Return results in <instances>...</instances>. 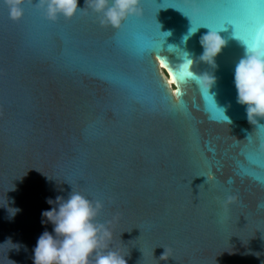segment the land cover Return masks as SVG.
Wrapping results in <instances>:
<instances>
[{
	"label": "water",
	"instance_id": "water-1",
	"mask_svg": "<svg viewBox=\"0 0 264 264\" xmlns=\"http://www.w3.org/2000/svg\"><path fill=\"white\" fill-rule=\"evenodd\" d=\"M37 2L14 21L0 0V264H33L72 190L103 204L127 264H264V118L234 84L246 46L264 52V0H140L119 29L85 0L55 21ZM224 19L209 65L200 40Z\"/></svg>",
	"mask_w": 264,
	"mask_h": 264
},
{
	"label": "clouds",
	"instance_id": "clouds-1",
	"mask_svg": "<svg viewBox=\"0 0 264 264\" xmlns=\"http://www.w3.org/2000/svg\"><path fill=\"white\" fill-rule=\"evenodd\" d=\"M25 2L3 0L12 20L18 21L23 17ZM139 3L140 0H85L87 8L99 16L101 26L115 29H119L129 16L139 14ZM35 4L51 21L60 16L71 19L78 11L85 10V7L78 6L79 0H38ZM219 32L209 29L201 37L203 53L200 61L216 66L215 58L227 44ZM187 64L191 66L193 60L189 58ZM188 75H193V72L189 71ZM199 80L205 90H211L216 84V77L206 73L199 75ZM234 84L237 103L246 106L249 123H254L258 117L264 118V52L246 46L245 56L235 66ZM222 109L226 112V108ZM235 201L236 197L228 194L221 206L227 211ZM56 204L57 207L43 212L46 220L54 226V235L48 231L40 235L34 248L33 264H127L119 252L108 250L112 232L97 221L103 208L100 201L93 202L72 190L66 200L58 197ZM17 211L15 209V213ZM160 259H168L166 250Z\"/></svg>",
	"mask_w": 264,
	"mask_h": 264
},
{
	"label": "snow or ice",
	"instance_id": "snow-or-ice-1",
	"mask_svg": "<svg viewBox=\"0 0 264 264\" xmlns=\"http://www.w3.org/2000/svg\"><path fill=\"white\" fill-rule=\"evenodd\" d=\"M226 25H232L234 27V25L232 24L231 21H229L228 19H224L222 21V23L220 24V26L218 28H216V30H218V31L225 30V26ZM205 28L208 29V27H205ZM194 31H195V28H190L188 35H191V33L194 32ZM163 35H168V34L167 33H163ZM184 39H187V36H185ZM145 51H148V49H145ZM176 90L179 91V88H177Z\"/></svg>",
	"mask_w": 264,
	"mask_h": 264
},
{
	"label": "bare ground",
	"instance_id": "bare-ground-1",
	"mask_svg": "<svg viewBox=\"0 0 264 264\" xmlns=\"http://www.w3.org/2000/svg\"><path fill=\"white\" fill-rule=\"evenodd\" d=\"M164 72V71H163ZM167 78L169 79V83L172 85V83H173V78L172 77H169V76H167Z\"/></svg>",
	"mask_w": 264,
	"mask_h": 264
}]
</instances>
